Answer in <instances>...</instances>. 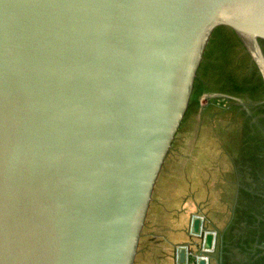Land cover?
<instances>
[{"label":"water","instance_id":"obj_1","mask_svg":"<svg viewBox=\"0 0 264 264\" xmlns=\"http://www.w3.org/2000/svg\"><path fill=\"white\" fill-rule=\"evenodd\" d=\"M220 28L264 87V0H0V264H150L161 168ZM188 236L176 264H211L201 211Z\"/></svg>","mask_w":264,"mask_h":264},{"label":"rangeland","instance_id":"obj_2","mask_svg":"<svg viewBox=\"0 0 264 264\" xmlns=\"http://www.w3.org/2000/svg\"><path fill=\"white\" fill-rule=\"evenodd\" d=\"M179 139L198 144L192 151L201 168L203 154L211 151V215L222 236L241 197L242 152L253 143L264 145V87L244 44L225 28L216 31L205 50L175 142ZM205 159L207 163L209 156ZM255 220L259 224L264 217L257 214ZM217 248H209L215 250L212 258H217Z\"/></svg>","mask_w":264,"mask_h":264},{"label":"crops","instance_id":"obj_3","mask_svg":"<svg viewBox=\"0 0 264 264\" xmlns=\"http://www.w3.org/2000/svg\"><path fill=\"white\" fill-rule=\"evenodd\" d=\"M176 137L177 135L172 142L159 175L150 247V264H176L175 246L190 242L188 227L193 213L201 211L206 216L210 227L216 228L217 225L216 223L214 225L215 221H212L211 215L209 185L212 183L211 151L208 154H203L201 168L197 154L192 151L196 150L193 148L198 144L191 143L189 145L183 139L175 142ZM205 148L203 149L205 150ZM208 149L211 150V146ZM207 155L209 161L207 160L206 163ZM229 218H231V214L228 215ZM211 264H215V257L211 259Z\"/></svg>","mask_w":264,"mask_h":264},{"label":"flooded vegetation","instance_id":"obj_4","mask_svg":"<svg viewBox=\"0 0 264 264\" xmlns=\"http://www.w3.org/2000/svg\"><path fill=\"white\" fill-rule=\"evenodd\" d=\"M239 165L241 197L230 228L219 236L215 264H264V222L255 220L257 214L264 217V145L246 147Z\"/></svg>","mask_w":264,"mask_h":264},{"label":"built area","instance_id":"obj_5","mask_svg":"<svg viewBox=\"0 0 264 264\" xmlns=\"http://www.w3.org/2000/svg\"><path fill=\"white\" fill-rule=\"evenodd\" d=\"M200 247H201V249H204V248H203V244H201Z\"/></svg>","mask_w":264,"mask_h":264}]
</instances>
